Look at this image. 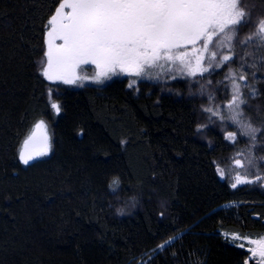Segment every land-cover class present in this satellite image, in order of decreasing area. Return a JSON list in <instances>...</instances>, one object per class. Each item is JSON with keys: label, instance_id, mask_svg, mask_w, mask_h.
Masks as SVG:
<instances>
[{"label": "trees", "instance_id": "16d2710c", "mask_svg": "<svg viewBox=\"0 0 264 264\" xmlns=\"http://www.w3.org/2000/svg\"><path fill=\"white\" fill-rule=\"evenodd\" d=\"M58 3L0 0V264H139L174 239L144 264H248L241 238L264 237V45L234 41L233 59L203 76L51 83L42 69ZM239 6L243 40L264 0ZM234 82L242 123L227 106ZM41 122L49 153L24 164ZM237 174L252 182L232 187Z\"/></svg>", "mask_w": 264, "mask_h": 264}, {"label": "snow or ice", "instance_id": "6c2138e0", "mask_svg": "<svg viewBox=\"0 0 264 264\" xmlns=\"http://www.w3.org/2000/svg\"><path fill=\"white\" fill-rule=\"evenodd\" d=\"M244 17L239 0H59L48 19L42 75L52 82L75 84L86 79L78 74L80 66L90 64L95 66L99 82L109 73L150 75L148 69L163 67L160 62L164 61L173 65L178 62L179 71L187 76H203L233 59L234 41L246 44L258 40L264 45V19L255 25L253 33L237 40L238 33L249 24ZM210 45L227 48L228 53L211 50ZM246 79L243 74L239 76L240 81ZM241 95L240 85L234 82L227 106L236 123H242L240 106L246 102ZM52 108L59 112L57 104L53 103ZM205 111L219 115L212 108ZM243 126L255 132L250 125ZM44 128L42 122L37 124V132L25 140L20 152L25 164L48 153L50 145ZM226 138L235 141L236 133L229 132ZM236 165L244 166L240 160ZM251 182L237 174L232 187ZM241 239L251 245L248 251L256 264H264V237Z\"/></svg>", "mask_w": 264, "mask_h": 264}, {"label": "rangeland", "instance_id": "374dc122", "mask_svg": "<svg viewBox=\"0 0 264 264\" xmlns=\"http://www.w3.org/2000/svg\"><path fill=\"white\" fill-rule=\"evenodd\" d=\"M65 11H68V10L66 9ZM46 39H47V37L45 36V44H46ZM57 43H59V41ZM46 51H47V45H46ZM205 56H206V58H205V61L204 62H205V64H207L206 63L207 62V54H205ZM194 62L195 61L193 59V63ZM160 64L163 65V67H155V68L148 69V72L150 73V75H145V76L153 77V76L160 75V74H165V73H174V74L185 75V74H183L182 72L179 71V69H178V62H177L176 65H173V64H168V63H166L164 61H161ZM96 71L97 70H96V68H95L94 65H90V64L89 65H81L80 68L78 69V74L81 77H86V79H83L82 78V79L77 80V82L75 84H66V85H78V84L85 83V82H97L96 79H95ZM115 74H124V73L117 72ZM115 74L109 73L107 76L101 77L100 78V81H102V80H104V79H106V78H108V77H110L112 75H115ZM47 81H49V80H47ZM49 82H51V83H62V84H64L63 82H60V81H56V82L49 81ZM38 124H40V123H38ZM44 126H45V124H44ZM44 130L46 131V134L48 136L49 145H50V137H49V133H48V130H47V127L46 126H45ZM33 132H37L36 125L32 128V130L30 131L29 135L26 137L25 140H27L33 134ZM25 140L23 141V143H22V145L20 147L19 155H20L21 150L24 147ZM48 153H49V151H48ZM48 153L46 155H48ZM46 155L36 156L34 159L30 160L28 163H31L32 161L37 160V159H40V158H42V157H44ZM21 162L24 163L22 160H21ZM234 182H235V178H234ZM262 182L264 184V180ZM246 243L248 244V242H246ZM250 247L251 246H249L248 248H250ZM248 264H256V258H252L250 252H249V257H248Z\"/></svg>", "mask_w": 264, "mask_h": 264}, {"label": "water", "instance_id": "95a60500", "mask_svg": "<svg viewBox=\"0 0 264 264\" xmlns=\"http://www.w3.org/2000/svg\"><path fill=\"white\" fill-rule=\"evenodd\" d=\"M175 240V239H174ZM173 240V241H174ZM173 241H170V243H172ZM170 243H166L165 245H164V247L163 248H160V249H158L157 251H155L153 254H151L144 262H142V263H140V264H144L145 262H147L149 259H151L153 256H155L158 252H160L162 249H164L167 245H169Z\"/></svg>", "mask_w": 264, "mask_h": 264}, {"label": "crops", "instance_id": "0c3cea01", "mask_svg": "<svg viewBox=\"0 0 264 264\" xmlns=\"http://www.w3.org/2000/svg\"><path fill=\"white\" fill-rule=\"evenodd\" d=\"M247 242V240H245ZM249 246H251L250 244H248Z\"/></svg>", "mask_w": 264, "mask_h": 264}]
</instances>
